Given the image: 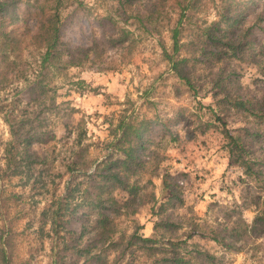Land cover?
I'll return each instance as SVG.
<instances>
[{"label": "rangeland", "instance_id": "obj_1", "mask_svg": "<svg viewBox=\"0 0 264 264\" xmlns=\"http://www.w3.org/2000/svg\"><path fill=\"white\" fill-rule=\"evenodd\" d=\"M186 5L184 44L174 55L186 57L189 80L164 52L174 53L171 29ZM33 9L22 4L8 26L22 45L0 59V246L10 238L8 264H151L161 256L197 263L205 250L206 264H264V221L256 219L264 176L246 174L231 158L217 118L249 143V157L264 159V138H246L264 134V0H66L63 40L90 50L84 63L63 70L40 67ZM214 22L216 42L205 33ZM237 37L247 41L243 52L225 42ZM36 79H45V92L33 88ZM235 97L248 98L260 115L234 108ZM122 123L148 126L150 140L130 173L138 185L130 210L128 191L115 190L122 205L112 237L125 242L112 246L98 240L86 171L120 154ZM35 131L52 135L33 143L40 157L30 163L16 138ZM133 233L155 237L157 248L137 244L120 256ZM87 247L91 253L81 254Z\"/></svg>", "mask_w": 264, "mask_h": 264}, {"label": "trees", "instance_id": "obj_2", "mask_svg": "<svg viewBox=\"0 0 264 264\" xmlns=\"http://www.w3.org/2000/svg\"><path fill=\"white\" fill-rule=\"evenodd\" d=\"M66 0H0V59L1 61L8 60L9 56L15 54L17 50L21 47L23 39L20 37L10 24H14L19 20V9L22 8V4H26L30 10L34 8V12L37 17L36 29L30 35L32 41L36 44V47L40 49V67L49 69L56 68L59 70L66 69L71 65H78L84 63L85 59L88 58L90 48L79 47L76 49H70L69 45L63 40L62 37V9L65 6ZM188 8H182L181 15L178 17L177 23L171 29V38L173 41V52L169 53L167 48L164 47V52L167 59L171 62L172 69L177 72V74L182 77L187 78V73H185L184 62L186 57H179L174 54H179L183 47V41L181 40L182 28L180 27L184 11ZM227 18H231L230 15L225 14ZM150 16V15H149ZM27 29H29L27 27ZM215 30H220L219 22H214L210 26L206 27L205 33L207 34V39L216 42L221 40L220 35L215 33ZM30 31V30H29ZM228 48L235 50V52H243L247 41L243 37H237V39H229L225 41ZM80 49V50H77ZM45 79H36L32 85L34 89L40 88V93L45 92ZM83 82V80H81ZM221 82V81H220ZM231 104L234 108L242 111H248L255 115H260L255 109L254 105H251V101L247 98L235 97L231 99ZM260 112L263 113L261 110ZM218 120L223 125L222 133L228 140L227 146L231 158L234 161L239 162L243 166L244 172L248 175H253L256 173H262L264 176V167H256L258 164L264 166V159L258 161L257 156L249 157V152L251 146L246 142L242 135L234 134L227 123L223 120L222 116L217 117ZM261 121H264L261 119ZM119 128H122L120 136L115 142L114 150L120 152V154L115 157V153L109 154L105 159L96 163L93 171H86L88 180L91 181V189H86L88 192L89 206L92 209H97L98 217L97 222L100 227L99 229V241L107 242L110 241L109 245L116 246L124 243L123 238L113 239L112 235L115 233L114 229V218L119 212H121V205L118 199L115 197V190L117 188L128 191V198L123 202L124 206L130 210L132 207L133 200L132 196H135L138 192V185L136 183L130 182V173L132 170H136L137 167L142 165L143 161L140 157L141 149L146 147L148 137V126L136 127L134 124H120ZM49 135L52 133L44 132H31L26 133L23 137L16 138L19 142V146H22L23 153L26 158H30V163H35L40 155L32 150V145L35 142H47L50 138ZM251 138L257 142H260L261 138H264L262 131L254 130L248 131L246 138ZM149 138V137H148ZM113 143V142H112ZM16 144L8 148L11 152L14 150ZM262 148V147H261ZM77 162V160H76ZM262 176V175H258ZM165 184L168 183V179L164 180ZM177 196V194H172L170 200ZM135 202V201H134ZM62 207L59 205L57 208V215ZM134 212L135 209H132ZM257 220L264 221V210L262 214L256 217ZM174 226L173 223H168L166 226ZM9 230V229H8ZM236 236L235 233L232 234ZM215 240H219L217 236L213 237ZM10 239V238H9ZM5 240L0 246V261L3 264H8L11 261V254L7 251V246H9L10 240ZM127 245L120 250V256L125 253L128 247L137 245L142 247L144 250L151 252L154 251L156 238L151 236H142L133 233L130 238L126 241ZM91 253V248L87 247L86 250L80 249V253ZM199 262L192 263L190 259H185L184 257H170L161 256L157 257L151 264H206L205 262H211L212 254L209 251H201ZM205 255V256H204ZM98 262L102 260L101 255H93ZM119 259V257H118ZM124 264H139L134 261V258L126 261Z\"/></svg>", "mask_w": 264, "mask_h": 264}]
</instances>
